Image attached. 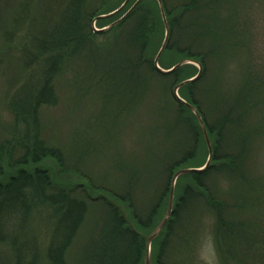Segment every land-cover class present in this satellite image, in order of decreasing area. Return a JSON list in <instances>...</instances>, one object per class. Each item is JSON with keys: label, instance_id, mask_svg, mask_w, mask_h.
I'll return each instance as SVG.
<instances>
[{"label": "trees", "instance_id": "1", "mask_svg": "<svg viewBox=\"0 0 264 264\" xmlns=\"http://www.w3.org/2000/svg\"><path fill=\"white\" fill-rule=\"evenodd\" d=\"M15 1L10 0L7 7H14L8 11L0 6V37L8 47L17 28L23 25H30L29 30L35 37L32 40L31 36L19 52L12 49L0 54V57H14L16 61L21 59L22 70L29 73L25 83L17 88L11 85L7 91L11 96L9 108L15 126L12 138L0 145V238L10 241L7 264H145L147 238L166 213L174 175L186 168H201L208 157L207 143L197 119L177 101L173 92L178 84L193 78L197 69L185 66L168 75L156 70L155 36L157 31L164 33V24L155 0L143 1L119 25L98 34L92 29L94 19L116 10L103 14L102 8L108 0L97 10L88 7L89 0H37L33 12L32 0H18V4L12 5ZM161 1L170 30L159 62L164 70L175 66L162 62L171 51L179 18L197 11L194 32L204 46L197 44L202 49L200 52L190 49L178 52V59L198 63L202 75L182 87L179 95L198 110L213 154L207 171L178 179L172 216L152 243L151 264L172 263L169 260L171 244L178 239L184 241L178 230L192 211L212 218L211 234L221 264H264V246L260 245L264 236L257 233L262 229L254 228L253 222L244 216L251 208L264 204V176L259 182L247 172L250 151L258 152L257 139L264 133V69H254L250 62L241 60L238 49L230 48L238 42L233 28L220 20L216 0L202 4L191 0L175 10L170 9L165 0ZM210 7L213 11L210 15L202 13ZM203 15L209 21H200ZM151 16L154 21L149 19ZM112 19L100 20L96 25L102 29ZM226 21L234 23L232 18ZM99 38L112 42L111 49L101 52L105 46L96 44ZM122 39L127 50H116L114 46ZM77 58L83 61L84 67L73 72L82 80V87L89 85L91 92L100 91L102 99L115 106L118 115L122 111H137L152 85H162L165 99L158 104L157 112L175 115L170 126H165L167 134L178 136L184 124L185 131L191 135L183 157L162 164L163 180L158 187L161 192L157 196L154 193L145 207L137 203L132 190L139 182L136 172L130 171L121 194L82 174L67 181L66 161L61 150L46 145L42 139L40 111L58 105L55 80L67 71L68 62ZM225 59L237 65L229 77ZM214 65L216 72L213 73ZM211 68L213 75L208 76ZM95 75L99 77L97 81L91 79ZM207 77L210 79L206 80ZM169 79L173 87L168 86ZM181 138L184 140L183 134ZM174 144L179 147V143ZM178 151L175 146L169 157ZM56 175L66 179L57 181ZM216 180L226 187H219ZM93 207L103 211L101 223L87 242L78 244L79 251L73 258L75 240ZM36 209H46L53 224L49 242L43 249L36 242L20 244L18 236H2L10 218L19 217L22 225Z\"/></svg>", "mask_w": 264, "mask_h": 264}, {"label": "rangeland", "instance_id": "2", "mask_svg": "<svg viewBox=\"0 0 264 264\" xmlns=\"http://www.w3.org/2000/svg\"><path fill=\"white\" fill-rule=\"evenodd\" d=\"M17 1L12 5L18 4ZM104 1L106 0H89L88 7L92 10L101 9V4ZM125 1L108 0L106 7L102 8L103 14L120 8ZM134 1L132 0L121 14L116 17L119 19L125 14ZM165 1L170 9L175 10L187 5L191 0ZM206 1L199 0V4ZM216 1L217 6L215 9L219 14L220 20L233 28L234 39L238 42V47L230 48L238 49L242 61L250 62L254 69L262 71L264 69V0ZM9 2L10 0H0V6L8 11L14 7H7ZM36 4L37 0L31 1L32 12ZM212 12V7L208 11H202L206 15L207 13L210 15ZM207 18L203 15L200 21L207 22L209 21ZM230 18L234 19L233 24L227 23L226 20L229 21ZM113 19L108 24L105 23L106 28L117 21L115 17ZM149 19L154 21L152 16ZM196 19L197 11L190 12L179 18L178 25L175 26L173 33L171 51L162 62L166 66L171 67L173 64L176 65L184 61L178 59V52H185L186 49H190L192 52H200L202 50L197 47V44L204 46V42L197 38L194 32L196 31L194 27H196L198 22ZM133 25L134 22L130 25L131 29ZM29 28H31L30 25H23L17 28L15 38L8 47L0 37V54L12 49L19 52L31 36L33 40L35 37L33 35L34 32L31 33ZM32 29L35 31V27ZM96 29H99L98 26H96ZM164 36L165 33H162L161 30L157 31L154 43V50L158 51L157 54L163 44ZM96 44L105 46V50L101 51L103 53L112 47L109 46L112 42L105 38L97 39ZM126 45L125 40L122 39L114 48L116 50H127L128 46ZM224 61L227 64L226 71L229 77L230 73L237 68V65L235 61L228 59ZM21 65V59L16 61L14 57L8 58L5 55L0 57V145L12 138L15 126L14 118L9 108L11 96L7 91L11 85L17 88L29 78V73H26L28 70L24 72ZM216 65L212 67L213 73L216 72ZM81 67H84V63L78 58L72 63L68 62L67 71L58 75L55 80L58 105L40 111L39 121L42 139L46 145L61 150L66 161L65 171H67L66 176L68 178L66 179L64 176L63 179L60 175H56V180L64 181L66 179L67 181H72V179L78 178L82 174L96 184L113 188V190H117L121 194L130 177V171L136 172L139 182L132 190L135 193L134 196L137 203L145 207L147 200L154 196V193L157 196L161 192L158 187L160 188L163 180L162 164L166 160L171 161L175 158L178 160L182 158L186 152L187 145L191 141V135L185 131L187 127L184 124L178 130V136L175 133L167 134L169 131L165 126L168 124L170 126L175 115L167 116L165 113L159 114L157 112L158 104L165 99L162 93V85H152L150 94L144 97L137 111L132 113L122 111L118 115L116 107L106 104L100 91L93 90L91 92L88 89L89 85L82 87V80L79 79V76L76 77V73L73 72L74 69H81ZM212 68L208 76L213 75ZM97 77L95 75L91 79L95 78L97 81L99 79ZM208 79L210 77L206 78V80ZM206 80L204 81L205 84ZM169 82L168 86L173 87L171 85L173 81L169 79ZM163 89H165L164 86ZM198 90L199 88L196 89V92ZM197 95L200 97L199 92H197ZM181 134H183L185 141L182 140ZM175 142L179 143V147L178 144H174ZM257 143L258 152L255 154L254 151H250L251 161L247 172L252 173L251 176L254 177L255 181L261 182L260 180L264 176V133L259 136ZM175 146L176 151L178 148L179 151L176 155L169 157V153L174 150ZM48 164L51 165L52 163L49 162ZM215 183L221 188L226 187L224 183L217 180ZM49 215L46 209H36L22 225L21 219L13 216L4 227L2 236L6 234L8 237L11 235L14 237L18 236L20 244L36 242L43 249L49 242L53 225ZM102 216L103 211L100 208L93 207L89 209L86 222L75 240L76 246L71 253L73 258L77 256L79 251L80 245L78 244L87 242L90 236L96 233ZM244 216L253 222L254 228L262 229L257 231V233H261L264 236V204L262 203V206L257 208H251ZM212 224V218L201 214V212L192 211L187 215L182 221V227L178 230V235H183L184 241L182 242L178 239V241L176 240L171 244L169 252L171 264H221L211 234ZM8 242L10 241L0 238V264H7L8 260L6 259L10 258L11 248ZM263 243L261 242V247L264 246Z\"/></svg>", "mask_w": 264, "mask_h": 264}, {"label": "water", "instance_id": "3", "mask_svg": "<svg viewBox=\"0 0 264 264\" xmlns=\"http://www.w3.org/2000/svg\"><path fill=\"white\" fill-rule=\"evenodd\" d=\"M132 0H126L125 3L122 4V6L118 9H116L114 12L107 14V15H102L99 16L97 18L94 19L93 23H92V29L94 31V33H105L108 32L109 30H111L112 28L116 27L117 25H119L122 21H124L143 1L145 0H137L133 6L121 17L119 18L115 23L110 24L109 26L104 27L102 29H96V24L98 21L100 20H107V19H112L116 16H118L119 14H121V12L126 8V6L131 2ZM158 3L159 6V10H160V15L164 24V40H163V44L161 46V49L159 51V53L157 54L155 60H154V64H155V68L158 72H160L161 74L164 75H168L171 74L173 72H175L176 70L185 67V66H193L197 69L198 73L191 79L177 85L173 92H174V96L177 99L178 102H180L182 105H184L188 110H190V112L195 116V118L197 119L199 126L202 130V133L204 135L205 141L207 143V147H208V157L206 160V163L201 167V168H186L183 170H180L179 172H177L172 180V184H171V190H170V196H169V201H168V207L166 210V213L163 216V219L161 220L160 224L157 226V228L154 230V232L147 238V243H146V258H145V264H151V252H152V243L153 241L160 235V233L163 231V229L165 228V226L168 224L171 216H172V212H173V208H174V199H175V188L177 186V181L179 178H181L182 176L185 175H190V174H196V173H203L205 171L208 170V168L211 165L212 162V147L211 144L209 142V138H208V134H207V130L206 127L202 121V118L200 117L198 111L192 107L191 105H189L187 102H185L183 99L180 98L179 95V90L188 85L191 84L195 81H197L201 75H202V68L201 66L191 60H184L181 63L176 64L173 68L169 69V70H164L160 67L159 62H160V58L163 55V53L166 50L168 41H169V34H170V30H169V25H168V21H167V17H166V13H165V9L163 6V3L161 0H155Z\"/></svg>", "mask_w": 264, "mask_h": 264}, {"label": "flooded vegetation", "instance_id": "4", "mask_svg": "<svg viewBox=\"0 0 264 264\" xmlns=\"http://www.w3.org/2000/svg\"><path fill=\"white\" fill-rule=\"evenodd\" d=\"M136 1H137V0H135V1L133 2V4H134ZM133 4L131 5V7L133 6ZM131 7H130V8H131Z\"/></svg>", "mask_w": 264, "mask_h": 264}]
</instances>
